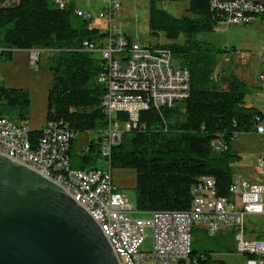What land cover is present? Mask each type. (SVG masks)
<instances>
[{
    "label": "trees",
    "instance_id": "1",
    "mask_svg": "<svg viewBox=\"0 0 264 264\" xmlns=\"http://www.w3.org/2000/svg\"><path fill=\"white\" fill-rule=\"evenodd\" d=\"M4 1L0 0V58L10 60L15 50L51 52L47 58L52 83L46 97V121L73 135V169L97 168L99 137L105 126L104 89L97 82L102 65L82 47L85 41L104 38L105 31L91 20L77 17L76 8L66 0L62 9L56 0H19L10 6L3 5ZM168 1L182 0L149 1L150 34H161L174 43L182 36L184 44L150 46L171 50L190 73V96L180 104L183 116L178 119L179 105L171 110L142 112L144 129L125 133L112 154V170L135 172L136 209L143 214L187 211L192 188L203 178L214 180L218 197H228L234 181L232 164L240 159L231 144L240 134L253 132L254 118L261 114L245 106L247 89L242 81L211 78L212 57L196 39L217 30L225 16L211 8L209 0H189L187 15L175 18L158 7V3ZM251 17L264 22L263 15ZM0 103L1 114L26 123L27 91L0 86ZM33 134L41 137V129H33ZM93 134L97 135L95 140L90 139ZM79 138L86 139L81 149ZM85 147L87 153L83 152ZM189 264L225 263L212 258L209 251L192 248Z\"/></svg>",
    "mask_w": 264,
    "mask_h": 264
},
{
    "label": "built area",
    "instance_id": "2",
    "mask_svg": "<svg viewBox=\"0 0 264 264\" xmlns=\"http://www.w3.org/2000/svg\"><path fill=\"white\" fill-rule=\"evenodd\" d=\"M19 0H5L10 6ZM60 9L64 0H56ZM211 8L225 19L219 24L253 23L252 15H263L264 6L251 0H209ZM121 9L118 0H102L97 18L106 23L105 36L96 42L85 41L83 51L98 59L102 70L97 82L104 89L102 108L105 126L98 150L103 167L87 170L71 167L73 135L46 123L42 136H35L26 123L11 120L0 110V154L50 180L97 223L119 264H189L192 231L201 229L208 237L232 233L235 251L250 257L249 264H264V238L247 237L246 218L264 216V184L251 183L236 175L229 196L220 198L212 178H203L192 188L187 211L143 213L134 208L128 195L113 181L112 154L123 135L144 129L140 115L144 111L171 110L190 96V73L171 50L142 45L129 40L112 24ZM77 17L93 21L92 13L75 9ZM42 51H28L30 66L37 68ZM260 58L264 66V51ZM264 88V74L258 76ZM1 105V104H0ZM263 113L254 118V132L264 135ZM85 153L88 149L85 147ZM256 169L264 179V154L256 160ZM152 230V247L141 249L145 230Z\"/></svg>",
    "mask_w": 264,
    "mask_h": 264
},
{
    "label": "rangeland",
    "instance_id": "3",
    "mask_svg": "<svg viewBox=\"0 0 264 264\" xmlns=\"http://www.w3.org/2000/svg\"><path fill=\"white\" fill-rule=\"evenodd\" d=\"M85 10L94 16L92 24L105 30L106 23L97 18L102 8V0H85ZM121 9L115 14L113 26L118 31L128 34L134 41L142 45H183L185 39L180 36L174 43L167 41L161 34L152 36L148 25V7L150 0H118ZM76 2V0H74ZM83 5V4H82ZM158 7L175 18L187 15L189 0L180 2H161ZM128 36V37H129ZM130 37V38H131ZM203 52L212 57L211 78L219 81L221 77H235L246 85L245 106L264 112V88L258 81V76L264 74V66L260 54L264 51V22L256 17L248 25L221 24L211 33L199 34L196 37ZM49 51H42L39 56L38 68L30 66L28 51L15 50L10 60L0 58V86L7 89H21L29 94L27 121L32 129H40L46 125V97L52 83V72L48 70ZM1 104V103H0ZM178 119L183 116L184 106H178ZM176 115V116H177ZM264 122V113H263ZM97 135H90L96 139ZM79 149L86 144V139L79 138ZM231 150L240 156L239 161L232 164L234 178L236 175L248 178L258 177L256 160L264 154V135L251 133L240 134L231 144ZM98 167L103 165L99 161ZM113 181L121 192L128 195L130 204L136 207V192L134 190L136 175L133 170H113ZM260 178V176H259ZM147 218V214L137 215ZM246 227L253 225L259 232H264V216L249 215L245 221ZM192 248L197 252L209 251L212 258L222 260L225 264H249L245 255L237 253L231 241L219 237H208L202 230L192 231ZM145 240L141 247L149 251L152 247V230H145ZM263 237V236H262ZM221 238V237H220Z\"/></svg>",
    "mask_w": 264,
    "mask_h": 264
},
{
    "label": "water",
    "instance_id": "4",
    "mask_svg": "<svg viewBox=\"0 0 264 264\" xmlns=\"http://www.w3.org/2000/svg\"><path fill=\"white\" fill-rule=\"evenodd\" d=\"M0 264L119 263L97 223L64 190L0 154Z\"/></svg>",
    "mask_w": 264,
    "mask_h": 264
},
{
    "label": "crops",
    "instance_id": "5",
    "mask_svg": "<svg viewBox=\"0 0 264 264\" xmlns=\"http://www.w3.org/2000/svg\"><path fill=\"white\" fill-rule=\"evenodd\" d=\"M67 2L69 3H72L74 5V7L76 9H87L85 8V5H86V1L85 0H76V2H74V0H66ZM83 4V5H82ZM123 34H125L126 36H129L128 34L124 33V30L123 32H121ZM131 37V36H129ZM131 39L133 40V38L131 37ZM134 41V40H133ZM137 42V41H135ZM138 43V42H137ZM42 128V127H41ZM40 128V129H41ZM241 177V176H240ZM248 176H244V180L248 181V182H251V183H259V184H264V179L263 178H259L258 177H253V178H248ZM119 188V187H118ZM197 230H201V229H198L196 228ZM247 237L248 238H251V239H256V238H264V232H259L256 230V227L251 225L249 226V228H247ZM263 236V237H262ZM221 237V238H220ZM222 238H224L226 241H231L232 243V246L234 248V242H233V237H232V233L229 232V231H224L220 236H219V239L222 240ZM235 250V248H234Z\"/></svg>",
    "mask_w": 264,
    "mask_h": 264
},
{
    "label": "bare ground",
    "instance_id": "6",
    "mask_svg": "<svg viewBox=\"0 0 264 264\" xmlns=\"http://www.w3.org/2000/svg\"><path fill=\"white\" fill-rule=\"evenodd\" d=\"M40 59V58H39ZM18 119V118H17ZM18 121V120H17ZM100 138V137H99Z\"/></svg>",
    "mask_w": 264,
    "mask_h": 264
}]
</instances>
